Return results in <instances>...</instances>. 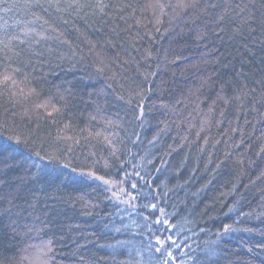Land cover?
Here are the masks:
<instances>
[{
  "label": "trees",
  "instance_id": "16d2710c",
  "mask_svg": "<svg viewBox=\"0 0 264 264\" xmlns=\"http://www.w3.org/2000/svg\"><path fill=\"white\" fill-rule=\"evenodd\" d=\"M178 2L0 0V264H264V0Z\"/></svg>",
  "mask_w": 264,
  "mask_h": 264
},
{
  "label": "snow or ice",
  "instance_id": "6c2138e0",
  "mask_svg": "<svg viewBox=\"0 0 264 264\" xmlns=\"http://www.w3.org/2000/svg\"><path fill=\"white\" fill-rule=\"evenodd\" d=\"M191 6L192 5L190 4H185L183 0H180V2H178L174 7L186 8V7H191ZM20 75L22 74L19 73L18 70L12 69L11 67H4L0 69V86H2L5 91H7L10 87L16 86V83H17L16 77ZM20 83L24 84V86L29 89L28 92H23V91L21 92V99L23 100V102L31 103L32 106L37 110V114L42 115L43 113L40 112L39 110L46 109L47 107H49L51 105V101L47 100L45 98V95L35 85H33L30 80H21ZM53 111H58V110L54 108ZM47 115L52 116L53 112H48ZM63 139H65V137H62V136L57 137L58 141L63 140ZM0 147H3V146L0 145ZM37 157H39V153H37ZM51 162H52L51 160H44V158L41 157L39 159V163L42 165L41 171H44L45 167L49 165ZM56 162L58 163V161ZM64 167H67V165H64ZM92 176L95 179L101 180L105 184L108 183L107 180H104V177H98L95 175V173H92ZM132 187L135 188V185H132ZM153 207L155 206L153 205ZM155 223L160 224L162 227L167 224L166 221H159V220L155 221ZM165 231H167V228H165ZM225 231H228V229L226 228ZM165 242L169 244L175 243L174 241H171L170 237H166ZM157 243L159 244L160 241H157ZM159 250L160 249L157 248V251Z\"/></svg>",
  "mask_w": 264,
  "mask_h": 264
}]
</instances>
